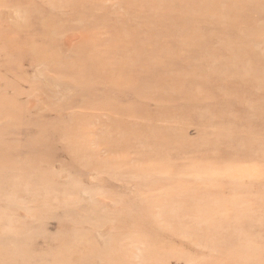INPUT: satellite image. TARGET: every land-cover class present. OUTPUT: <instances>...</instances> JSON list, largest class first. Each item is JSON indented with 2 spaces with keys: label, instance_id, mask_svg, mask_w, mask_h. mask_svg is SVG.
I'll use <instances>...</instances> for the list:
<instances>
[{
  "label": "rangeland",
  "instance_id": "374dc122",
  "mask_svg": "<svg viewBox=\"0 0 264 264\" xmlns=\"http://www.w3.org/2000/svg\"><path fill=\"white\" fill-rule=\"evenodd\" d=\"M0 264H264V0H0Z\"/></svg>",
  "mask_w": 264,
  "mask_h": 264
}]
</instances>
